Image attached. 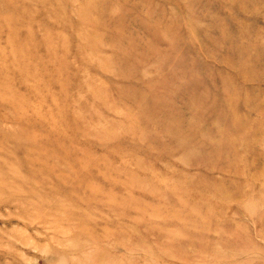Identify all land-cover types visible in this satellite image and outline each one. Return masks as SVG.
I'll return each instance as SVG.
<instances>
[{
  "label": "rangeland",
  "instance_id": "obj_1",
  "mask_svg": "<svg viewBox=\"0 0 264 264\" xmlns=\"http://www.w3.org/2000/svg\"><path fill=\"white\" fill-rule=\"evenodd\" d=\"M0 264H264V0H0Z\"/></svg>",
  "mask_w": 264,
  "mask_h": 264
}]
</instances>
